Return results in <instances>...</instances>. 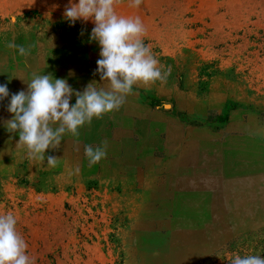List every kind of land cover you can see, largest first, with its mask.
<instances>
[{
	"label": "rangeland",
	"instance_id": "rangeland-1",
	"mask_svg": "<svg viewBox=\"0 0 264 264\" xmlns=\"http://www.w3.org/2000/svg\"><path fill=\"white\" fill-rule=\"evenodd\" d=\"M67 6L0 0L11 94L44 73L75 91L101 86L94 25L69 26ZM115 10L140 17L164 79L135 85L118 110L65 134L46 151L55 167L29 159L6 129L12 114L0 115V214L17 217L35 264L264 258V0H115ZM111 139L103 169L84 163V142Z\"/></svg>",
	"mask_w": 264,
	"mask_h": 264
},
{
	"label": "clouds",
	"instance_id": "clouds-1",
	"mask_svg": "<svg viewBox=\"0 0 264 264\" xmlns=\"http://www.w3.org/2000/svg\"><path fill=\"white\" fill-rule=\"evenodd\" d=\"M143 0H129L131 7L139 8ZM64 19L69 26L77 21H91L94 27L90 42L99 46L95 74L100 87L89 83L84 90L75 91L67 78L52 74H35L27 91L11 94L7 111L12 118L6 129L16 133L18 144L27 150L29 159L47 160L55 167L57 158L47 155L49 149L60 146L65 134L79 135V129L105 114L118 110L137 84L148 85L164 79L159 61L144 43L145 26L139 16H123L115 10V0H68ZM18 48L21 56L28 50ZM74 75L70 70L69 76ZM6 83H0V101L9 97ZM73 96L75 103L71 104ZM84 154L90 166L106 157L103 146H85ZM17 217L8 212L0 214V264H35L28 244L17 230ZM230 264H264L260 255H235Z\"/></svg>",
	"mask_w": 264,
	"mask_h": 264
},
{
	"label": "crops",
	"instance_id": "crops-1",
	"mask_svg": "<svg viewBox=\"0 0 264 264\" xmlns=\"http://www.w3.org/2000/svg\"><path fill=\"white\" fill-rule=\"evenodd\" d=\"M9 68V67H8ZM2 71V72H1ZM9 71V70H8ZM2 75V76H1ZM0 83H6L7 85H8V88H9V93H10V95H9V97H7V98H5L3 101H0V109L1 108H3V106L5 105V103H6V105H8V103H9V101H10V97H11V87H10V85H11V81H10V76H9V72H8V77H6L5 78V76H4V73H3V68H0ZM4 110H0V115H11V114H9V112L7 111V108H3ZM2 111H4V112H2ZM87 129H88V125H86V131H87ZM89 129H90V127H89ZM87 132H89V130L87 131ZM68 135H70V134H67V136ZM73 139V138H72ZM67 140H70V139H67ZM110 145V146H113V145H116L114 142H113V139H111L110 141H108V142H100L99 143V145L100 146H103L104 148H106L107 147V145ZM82 145H84V146H88V145H90L91 146V143H85L84 142V144H82ZM82 152H84V150L82 149ZM106 157H107V155H106ZM104 158V159H102L98 164H96L95 166H96V168L98 169V171L99 170H101V169H103L104 167H105V165H106V162H107V158ZM111 159H109V161H110ZM115 160V159H114ZM80 161V160H79ZM83 161H84V163L85 164H88L87 162H88V159L86 158V156H83ZM103 166V167H102ZM76 167V166H75Z\"/></svg>",
	"mask_w": 264,
	"mask_h": 264
}]
</instances>
